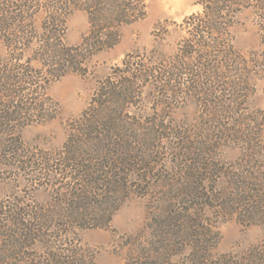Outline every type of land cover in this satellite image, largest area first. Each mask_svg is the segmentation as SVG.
<instances>
[{
  "label": "trees",
  "instance_id": "obj_1",
  "mask_svg": "<svg viewBox=\"0 0 264 264\" xmlns=\"http://www.w3.org/2000/svg\"><path fill=\"white\" fill-rule=\"evenodd\" d=\"M148 1L0 0V169H17L33 188L50 191L49 200L34 207L0 203V264H93L79 247L80 233L109 228L132 197L151 195L152 221L160 229L127 264H169L168 257L187 249L183 264H208L217 240L211 239L207 214L264 229V145L258 133L207 132L221 114L235 110V91L243 86L241 79L236 82V55L227 42L234 15L256 5L264 47V0H200L202 12L180 25L185 35L174 55L154 62V47L150 63L137 53L127 56L99 84L59 150L35 157L23 144L22 129L53 120L56 106L46 97L50 84L71 74L86 76L93 57L119 43L124 26L145 18ZM77 11L86 14L88 31L78 45L67 46V21ZM146 89L199 96L203 135L188 140L164 131L163 123L142 125L128 109ZM223 145L240 149V157L219 160L214 153ZM156 167L163 169L156 186L140 187ZM146 246L152 251L145 253ZM229 261L222 257L210 264Z\"/></svg>",
  "mask_w": 264,
  "mask_h": 264
},
{
  "label": "rangeland",
  "instance_id": "obj_2",
  "mask_svg": "<svg viewBox=\"0 0 264 264\" xmlns=\"http://www.w3.org/2000/svg\"><path fill=\"white\" fill-rule=\"evenodd\" d=\"M199 1L149 0L145 18L124 26L120 31L119 43L94 56L86 76L71 74L51 83L46 97L56 106L52 113L53 120L22 129L20 137L28 152L37 157L40 153L59 150L70 127L89 108L91 97L99 84L113 74L127 56L137 53L142 60L150 63L153 59H150L149 53L156 47L159 48V56H155L157 59L154 62H158L160 58H171L176 52L177 44L185 35L180 28L182 21L202 12ZM255 6L235 14L228 31L227 42L236 55L233 63L237 70L236 82L239 78L243 83L235 91V110L221 114L220 122L210 126L209 131L208 126L207 132L215 135L217 130L223 129L229 135H235L233 130L243 131L246 137L258 133L255 137L264 145V69L258 68L260 64L264 65L260 63L264 47L260 13ZM87 31L86 14L74 12L67 21L64 43L67 46L78 45ZM198 97L193 95L192 98H185L183 89H146L140 99L131 102L128 112L139 115L138 121L144 126L163 123L164 131L179 132L184 138L192 140L202 136L203 129H206L202 118L203 106L200 105L201 98ZM256 125L260 127L254 130ZM153 132L157 133L155 129ZM155 140L156 137L152 138V142ZM215 151L214 155L219 160L228 163L234 162L242 153L240 149H228L225 145ZM150 175L147 182L140 179V187H155L158 179L156 177L163 175V169L156 167ZM49 197L48 189L39 186L33 188L21 171L6 167L0 169V203L5 206L12 207L18 203L34 207L46 203ZM154 207L156 205L151 195L128 199L114 215L109 228L80 233V249L86 257H90L93 264H127L129 259L142 254V248L154 235L153 240L157 239L160 228L158 223L152 221ZM169 211L172 212L170 207H164V212ZM206 217L210 219L208 227L211 234L213 233L211 239L217 240L210 249L211 262L228 257L231 264H260V242L264 237V229L260 225L245 226L235 217L225 220L222 217L214 219L210 214ZM150 223L153 230L148 228ZM164 229L168 231L167 226ZM146 249L148 251L145 253L152 251L149 246ZM189 252L187 249L180 257H168L167 263L183 264Z\"/></svg>",
  "mask_w": 264,
  "mask_h": 264
}]
</instances>
